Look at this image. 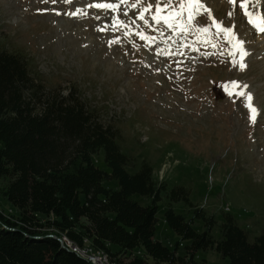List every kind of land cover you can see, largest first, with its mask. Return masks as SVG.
<instances>
[{"label": "rangeland", "instance_id": "obj_1", "mask_svg": "<svg viewBox=\"0 0 264 264\" xmlns=\"http://www.w3.org/2000/svg\"><path fill=\"white\" fill-rule=\"evenodd\" d=\"M255 1L259 16L264 0ZM201 2L193 10L187 0H159L171 5L160 15L184 13L174 21L184 28L170 29L153 20L158 0H0V50L24 56L47 95L76 92L103 126L115 127L135 171L148 163L157 184L188 189L191 203L215 218L216 239L229 206L253 241L264 230V32L242 6L250 0ZM106 3L120 8L95 7ZM132 200L150 204L139 195ZM169 207L187 220L193 213L163 195L155 239L174 249L183 242L165 221ZM3 210L17 212L0 194ZM194 227L205 230L198 221ZM203 261L229 264L212 250L197 254L196 263Z\"/></svg>", "mask_w": 264, "mask_h": 264}, {"label": "trees", "instance_id": "obj_2", "mask_svg": "<svg viewBox=\"0 0 264 264\" xmlns=\"http://www.w3.org/2000/svg\"><path fill=\"white\" fill-rule=\"evenodd\" d=\"M35 75L24 56L0 50V194L17 211H0V264H87L62 238L104 252L114 264H197V254L209 250L229 264H264V230L251 241L226 214L216 239L215 218L191 203L188 189L157 184L148 163L135 171L115 127L103 126L76 92L47 95ZM135 195L150 204L141 206ZM163 195L193 213L187 220L172 207L165 211L183 242L174 249L155 239Z\"/></svg>", "mask_w": 264, "mask_h": 264}, {"label": "snow or ice", "instance_id": "obj_3", "mask_svg": "<svg viewBox=\"0 0 264 264\" xmlns=\"http://www.w3.org/2000/svg\"><path fill=\"white\" fill-rule=\"evenodd\" d=\"M188 2V6L190 9H195L197 7H203V4L201 2V0H187ZM231 2L233 4H235V0H231ZM171 5L170 4H165L163 6H161L159 4V0H158V3H157V7H156V12H157V15L153 17V20H155L156 24H160L161 23V20H163V22L168 26V28H174V27H177L179 26L181 29L184 28V24L181 22L179 25H177L176 23H174V21H181L182 20V17L184 15L183 11H177V12H174L172 13L171 15H167V16H162L160 15L163 11H165L166 9H168ZM243 7L247 8V4L245 3V5H242ZM95 7L97 8H102V9H110V10H117L120 8V5L119 4H115V3H106V4H97L95 5ZM151 9V5H148V7L144 8L143 9V12L141 13L140 15V19L141 20H144L145 23H148L147 20L144 19V13L148 12L149 10ZM181 9H183V5H181ZM246 15H248L250 17V20L249 22L250 23H253V26L256 27L258 29V31L260 32H264V13H261L256 19L259 21L258 23L255 22L254 20L251 19V17L255 16V13H248L246 12ZM188 18L191 19L192 16H191V12L188 13ZM217 28H220L221 25L220 24H217L216 25ZM200 31L201 32H208L209 29L208 28H200ZM225 31H229V29H225ZM141 39H149V37L147 36H144V35H141ZM239 46H240V50H241V54L242 55H246V51L243 50V47H242V42H239ZM240 67L243 68L245 67V65L243 63L240 64ZM235 87V85H233ZM226 89H227V85L224 86ZM243 94V93H241ZM252 97L251 95L249 94L248 95V100L251 101ZM251 107V105H249ZM253 112H255V109L253 108L252 109Z\"/></svg>", "mask_w": 264, "mask_h": 264}, {"label": "bare ground", "instance_id": "obj_4", "mask_svg": "<svg viewBox=\"0 0 264 264\" xmlns=\"http://www.w3.org/2000/svg\"><path fill=\"white\" fill-rule=\"evenodd\" d=\"M260 6H261L260 3H257L255 0H250V2L247 4L246 10L248 13H255V16H253L254 17L253 19H255L256 22H259L256 18L258 17V9ZM63 242L69 247L71 251L74 250L72 252L86 259L91 264H93V262L91 261V258L95 259L96 262H98L99 264H114L111 262L109 256L105 254L104 252H96L90 247L80 248L78 246L73 245L71 242H69L67 238H63Z\"/></svg>", "mask_w": 264, "mask_h": 264}, {"label": "built area", "instance_id": "obj_5", "mask_svg": "<svg viewBox=\"0 0 264 264\" xmlns=\"http://www.w3.org/2000/svg\"><path fill=\"white\" fill-rule=\"evenodd\" d=\"M72 251H74V250H72ZM91 261L93 262V264H99L98 262H96L95 259H92V258H91Z\"/></svg>", "mask_w": 264, "mask_h": 264}]
</instances>
